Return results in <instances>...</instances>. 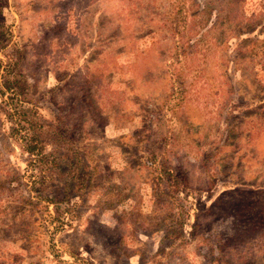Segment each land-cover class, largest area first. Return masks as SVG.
I'll return each instance as SVG.
<instances>
[{"label": "rangeland", "instance_id": "1", "mask_svg": "<svg viewBox=\"0 0 264 264\" xmlns=\"http://www.w3.org/2000/svg\"><path fill=\"white\" fill-rule=\"evenodd\" d=\"M0 264H264V0H0Z\"/></svg>", "mask_w": 264, "mask_h": 264}, {"label": "trees", "instance_id": "2", "mask_svg": "<svg viewBox=\"0 0 264 264\" xmlns=\"http://www.w3.org/2000/svg\"><path fill=\"white\" fill-rule=\"evenodd\" d=\"M29 124V123H28ZM27 131L25 132L26 136V144H27V148H26V152L34 155V156H42L43 154V145L40 141V137L35 133L36 131H32V129L30 128V125H28V127H26Z\"/></svg>", "mask_w": 264, "mask_h": 264}]
</instances>
